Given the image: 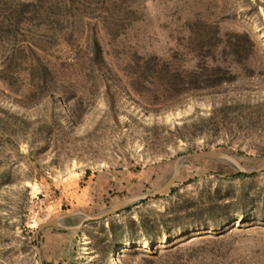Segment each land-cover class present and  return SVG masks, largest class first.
I'll return each instance as SVG.
<instances>
[{
	"label": "rangeland",
	"instance_id": "obj_1",
	"mask_svg": "<svg viewBox=\"0 0 264 264\" xmlns=\"http://www.w3.org/2000/svg\"><path fill=\"white\" fill-rule=\"evenodd\" d=\"M199 150L264 161V0H0V264H264V171L207 158L36 238Z\"/></svg>",
	"mask_w": 264,
	"mask_h": 264
},
{
	"label": "water",
	"instance_id": "obj_2",
	"mask_svg": "<svg viewBox=\"0 0 264 264\" xmlns=\"http://www.w3.org/2000/svg\"><path fill=\"white\" fill-rule=\"evenodd\" d=\"M191 158H207L219 162H226L231 167H233L236 171L246 174H252L255 172H262L264 171V161L255 169H248L231 154L223 151H215V150H199V151H193L190 153H184L177 156L174 160L172 170L167 177V179L160 185L153 187L149 190H146L144 192L126 196L116 202L111 203L108 205L105 209L93 213V214H87L83 211L77 210L73 212H67L65 214H62L60 216L51 218L45 222H42L38 224L36 230H35V236L38 237V234L41 230L48 228V227H58L63 228L67 230H78L82 228L86 223L98 221L107 218L108 216L117 213L120 210H123L129 206L136 205L146 199L157 197L160 194L165 193L168 191L172 185L176 182L180 170L181 165L185 160L191 159ZM71 218H77V222L75 224H67L66 220ZM36 254L38 255V264H42V261L39 256V248L36 246Z\"/></svg>",
	"mask_w": 264,
	"mask_h": 264
},
{
	"label": "crops",
	"instance_id": "obj_3",
	"mask_svg": "<svg viewBox=\"0 0 264 264\" xmlns=\"http://www.w3.org/2000/svg\"><path fill=\"white\" fill-rule=\"evenodd\" d=\"M140 176L139 177H141L142 175L141 174H139ZM144 175H146V176H149V178H151L152 176H153V170H151V171H149V172H144ZM134 176V175H133ZM143 177V176H142ZM143 181H146V179H142ZM122 181H124V180H122Z\"/></svg>",
	"mask_w": 264,
	"mask_h": 264
},
{
	"label": "trees",
	"instance_id": "obj_4",
	"mask_svg": "<svg viewBox=\"0 0 264 264\" xmlns=\"http://www.w3.org/2000/svg\"><path fill=\"white\" fill-rule=\"evenodd\" d=\"M236 173H237V172H232V175H234V174H236ZM170 192H173V188L170 190ZM131 207H132V206H129V207L123 209V210L118 211L117 213H119V212H121V211H128V210L131 209ZM123 241H124V240H123Z\"/></svg>",
	"mask_w": 264,
	"mask_h": 264
},
{
	"label": "bare ground",
	"instance_id": "obj_5",
	"mask_svg": "<svg viewBox=\"0 0 264 264\" xmlns=\"http://www.w3.org/2000/svg\"><path fill=\"white\" fill-rule=\"evenodd\" d=\"M128 244H129V242L126 241V242H125V245H128ZM118 249H119V248H118ZM115 253H116V252L113 251L112 258H111V261H113V262L116 260V256H115L116 254H115ZM114 254H115V255H114Z\"/></svg>",
	"mask_w": 264,
	"mask_h": 264
}]
</instances>
